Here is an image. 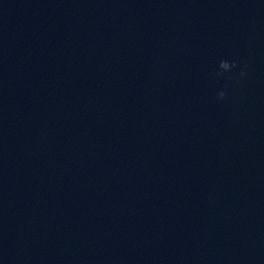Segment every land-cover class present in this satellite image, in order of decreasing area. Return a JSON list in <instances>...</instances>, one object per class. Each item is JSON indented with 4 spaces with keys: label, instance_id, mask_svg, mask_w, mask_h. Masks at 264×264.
I'll return each mask as SVG.
<instances>
[{
    "label": "clouds",
    "instance_id": "9594fccd",
    "mask_svg": "<svg viewBox=\"0 0 264 264\" xmlns=\"http://www.w3.org/2000/svg\"><path fill=\"white\" fill-rule=\"evenodd\" d=\"M240 64L239 59H221L217 65V70L215 72L216 77L219 78H233L234 73L233 70L237 68ZM246 68V66H245ZM245 70H241L239 72L240 77H244L246 75ZM229 93L227 89H220L216 93V99L218 102L224 101L228 97Z\"/></svg>",
    "mask_w": 264,
    "mask_h": 264
}]
</instances>
